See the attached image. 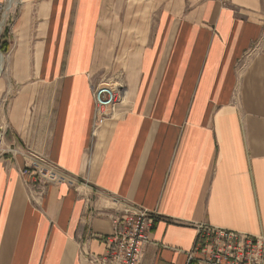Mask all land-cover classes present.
I'll use <instances>...</instances> for the list:
<instances>
[{"label": "crops", "instance_id": "1", "mask_svg": "<svg viewBox=\"0 0 264 264\" xmlns=\"http://www.w3.org/2000/svg\"><path fill=\"white\" fill-rule=\"evenodd\" d=\"M144 1L9 0L0 264H95L126 202L160 214L142 264H205L203 224L264 236V0H157L139 28ZM112 77L128 100L95 130ZM29 152L77 184L31 190Z\"/></svg>", "mask_w": 264, "mask_h": 264}, {"label": "built area", "instance_id": "2", "mask_svg": "<svg viewBox=\"0 0 264 264\" xmlns=\"http://www.w3.org/2000/svg\"><path fill=\"white\" fill-rule=\"evenodd\" d=\"M108 85L98 84L93 91L96 103L95 130L105 122L109 108L123 99L119 87ZM29 153L30 161L22 169V174L31 190L32 186L77 184L75 176L44 157ZM159 218L157 211L138 204L122 203L121 211L112 217L114 232L106 239L108 253L93 255L90 261L95 264H142L145 247L150 242V235ZM194 250L202 256L205 264H264V236L216 228L209 224L201 225Z\"/></svg>", "mask_w": 264, "mask_h": 264}, {"label": "rangeland", "instance_id": "3", "mask_svg": "<svg viewBox=\"0 0 264 264\" xmlns=\"http://www.w3.org/2000/svg\"><path fill=\"white\" fill-rule=\"evenodd\" d=\"M156 1L157 0H148L147 2L144 1L142 3V7L143 6H145L147 8L149 7V9L151 10V12L149 14H148V12L150 10H147V9L141 14V17H143V18L148 14L147 17L144 19V21H139L140 20V9H141V7H139L137 5L134 7L135 14H133V21H134V23L138 24L139 28H148V27L151 26L152 23L154 25V23H155V21L157 19V11H156L157 10V5L155 4ZM132 3L134 4L135 2L132 1L131 4ZM9 5H10L9 0H6V2L2 4L3 8L0 9V40H1V35H2L3 30L7 26L6 22L8 20V17H9L8 15H9V12L11 10V7H9ZM138 5H141V4H138ZM139 34H141V32H139ZM128 35H129L128 36V38H129L128 39L129 40L128 44H130L132 42L131 38H133V37H134V43H137L136 42V38H141V35L135 36L132 32H130ZM0 44H1V41H0ZM0 54H1V57H2V59L0 58V67L2 69V67H3V62H2L3 61V55L2 54L3 53L1 51V48H0ZM1 73H2V71L0 72V74ZM121 80L122 79H120V78L112 77V78L106 79L103 82V83L110 84L111 86H113V88L119 87L121 93L123 94L122 101H119L114 107H110L109 108V114L106 115V117H105L106 119L111 115V113L113 112V109L117 105H119V104L122 105L123 103H126L127 100H128V98L126 99V92H127L126 91L127 90L126 87H127V84L123 83ZM115 81H116L117 84L115 83ZM110 85H108V86H110ZM0 133H1V131H0ZM2 148H3V146H2V144L0 142V150Z\"/></svg>", "mask_w": 264, "mask_h": 264}, {"label": "trees", "instance_id": "4", "mask_svg": "<svg viewBox=\"0 0 264 264\" xmlns=\"http://www.w3.org/2000/svg\"><path fill=\"white\" fill-rule=\"evenodd\" d=\"M9 37H10V30L9 27L6 26L2 32L1 40H0L1 41L0 48L2 53H7L11 47Z\"/></svg>", "mask_w": 264, "mask_h": 264}, {"label": "bare ground", "instance_id": "5", "mask_svg": "<svg viewBox=\"0 0 264 264\" xmlns=\"http://www.w3.org/2000/svg\"><path fill=\"white\" fill-rule=\"evenodd\" d=\"M0 58L2 59V57H1V54H0ZM2 71V69H1V67H0V72ZM122 96V95H121Z\"/></svg>", "mask_w": 264, "mask_h": 264}]
</instances>
